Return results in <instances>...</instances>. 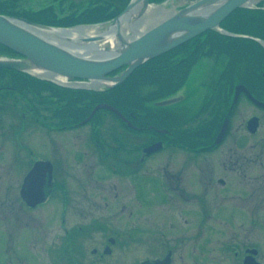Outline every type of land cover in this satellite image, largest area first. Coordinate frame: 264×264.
I'll return each mask as SVG.
<instances>
[{"label": "flooded vegetation", "instance_id": "flooded-vegetation-1", "mask_svg": "<svg viewBox=\"0 0 264 264\" xmlns=\"http://www.w3.org/2000/svg\"><path fill=\"white\" fill-rule=\"evenodd\" d=\"M221 26L229 29L228 17ZM252 33L235 32L239 35H232L205 31L138 66L120 85L108 90L47 87L28 96L19 87L2 85L3 92L11 91L18 101L14 102L16 108L12 106L17 117L7 123L5 108L10 104L1 101L5 95L3 92L0 94V135L4 137L0 162L11 156L8 162L12 160L15 170L20 171L19 195L24 208L34 210L51 201L58 203L62 230L70 232L65 226L67 221L89 220L88 224L92 225L101 218L111 220V213L116 216L119 210L128 211L129 201L136 199L139 203V197H144L141 207L146 209L147 193L135 181L137 176H142L147 185L155 186L150 191L151 200L156 198L158 204L168 205L167 209L164 206L163 211L146 216L151 224L148 234L163 237L167 234L188 235L193 239L204 231L212 230L210 224L203 226V222L210 219L220 220L226 225L227 233L240 236V220L246 214L251 215L253 203L260 204L264 199V170L261 169L264 165L261 161L259 163L264 150L256 144L264 140L253 139L264 129V107L253 102L247 94L264 101L260 85V79L264 81V68L258 70V78L251 74L249 78L253 82L247 84L242 70L224 67L226 59L231 57L229 45L234 39H250L253 42L250 46L258 55L262 54L254 42L264 49V44L257 38L264 39ZM244 53L241 51V55ZM261 56L264 60V54ZM188 88L196 92L185 95ZM98 104L109 107L94 110ZM225 120L226 129L218 137ZM38 130L45 139L37 140ZM7 140L9 145L5 144ZM57 144L66 149L64 165H56L55 156L38 158V153L32 148L41 147L50 155L52 147ZM73 145L75 147L70 148ZM249 145L254 147L253 157L242 153ZM220 152V165L212 164L213 159L208 157ZM38 160L52 163L53 177L51 185L46 187V200L30 206L21 196V187L27 172ZM250 161L258 165L257 170L246 164ZM70 184L76 188H70ZM220 189L226 203L216 212L213 208L208 211L206 202L214 203L215 196H220L217 195ZM2 199L0 197V205L4 204ZM246 206L250 209L247 210ZM4 215L0 207V227H3ZM163 215H168L167 220L161 217ZM65 216L70 218L66 220ZM170 216L174 218L175 225L169 220ZM82 225L74 227L80 231ZM107 238L109 244L102 246L99 262L112 252L113 240ZM196 242L189 246L192 260L198 255ZM193 244L196 246L192 247ZM253 247L258 248L253 256L259 264H264L261 250L256 245L235 248L233 255L239 257L242 253L244 259L249 248ZM175 249L169 246L162 256L143 260L161 259L168 254L172 264ZM90 251L98 253L97 247ZM81 252L80 256L84 255Z\"/></svg>", "mask_w": 264, "mask_h": 264}, {"label": "rangeland", "instance_id": "rangeland-1", "mask_svg": "<svg viewBox=\"0 0 264 264\" xmlns=\"http://www.w3.org/2000/svg\"><path fill=\"white\" fill-rule=\"evenodd\" d=\"M191 1L193 0H167L161 4H152L155 7L152 11L158 9L154 13H146V16L141 18L143 20L139 24V31H143L156 24L168 14L170 15L174 11L183 8ZM258 1L259 0H257V2ZM51 3L52 0H19V8L22 10L30 9L34 11L50 5ZM256 3H252V5H255ZM55 4L57 6V3ZM57 13L60 16L61 12L59 9L57 10ZM63 13L66 12L63 11ZM110 23L111 20L97 25L105 26ZM123 35L130 37L133 36L134 33L128 29L124 31ZM102 45L103 44H101V46ZM82 86L93 87L88 83H84ZM96 88H99V86ZM139 89L142 90L141 87ZM195 92L194 89L188 88L187 91H185V95L194 94ZM198 93L199 92H197V94ZM3 99L4 100L1 101L9 103L10 107L13 106L16 108L14 102L18 101L17 98L7 94ZM204 110L205 109L202 111ZM5 117L6 122L8 123L13 117H17V114H6ZM39 132L40 130L37 131V140L45 139V135ZM262 132H264V129ZM262 132H260V134L258 133L256 138L253 139L264 140V137L261 136L263 135ZM30 136L31 135L29 134V137L27 138L29 139ZM23 138L25 139L24 134ZM70 139L73 138L71 137ZM253 139L250 141L252 142ZM3 140L4 137L0 135V147ZM258 142L259 143L256 144H260V150H264V141ZM5 144L9 145L10 142L7 140ZM55 146V148L54 146L52 147L50 155H48L46 150L41 149V147L37 149V147L32 146V148L38 153V158L45 159L50 156L52 158L55 156L54 160L57 161V164H55L64 165L66 149L65 147L62 148L60 144ZM73 147L75 146L73 145L70 148ZM248 148L243 149L242 153H245L246 157H253L254 147L249 145ZM54 150L55 153L52 154ZM6 158L10 160L11 156H7ZM208 158L213 159L212 164L220 165L222 158L221 152L220 154H215ZM7 159L3 163L0 162V197L1 199L4 197V199H2L4 204L0 205V207L5 213L3 221L1 222V224L4 223L3 227H0V264H131L134 262L137 263L147 257L156 258L162 256L164 251H166L165 249L169 246L176 248L174 250L175 260H173L172 264H183L184 262V264H194L196 262H198V264H241L243 259L241 255L242 253L239 254V257L233 255L235 248L243 249L245 246H255V244L260 248L264 262V199H261L260 204L253 203L254 205L252 206L254 207L251 206V209H256V213H254V209L250 210L251 215L249 216L246 214L244 215V219L240 220L242 221L243 228V231L241 228L242 232H239L241 233L240 236L234 237L227 233L226 225L220 220L215 221L209 219L207 222H203V226L210 224L212 230L209 232L204 231L202 235L199 234L196 238L192 239L188 235L173 236V234H167L163 237L160 234H148V228L151 224L150 222H147L149 218L146 216L151 213H159L160 211H163L164 206L165 209H167L168 205L164 204L162 206L161 204H158L156 198L151 200L149 196L150 191L154 189L155 186L153 187L150 183L147 185L148 182L144 181L142 176H137L135 181L138 184L140 183L143 191L145 190L147 193L148 204L146 203V206L148 207L146 209L141 207V203L144 202V197H139V203L136 199H134L133 202H131V200L129 201L127 207L128 211L125 210L126 212H122L118 209L119 211L116 216L114 213H111V220L106 219L107 217H105V220L101 218L100 221L95 222L92 225L88 224L89 220L79 221L74 219L67 221V225L65 224V226L70 232H66L65 230H62L63 226L59 219L60 207L58 203L51 201L34 210L24 208V203H21L23 201H21L22 199L19 195L22 175L20 171L17 172L15 170L12 160L8 162ZM203 161L206 162L205 157ZM260 161L264 165V151H262V155L259 157V163ZM72 163L74 167L77 166L73 161ZM150 163L156 164V162ZM246 164L252 169L257 170L258 168V165L255 162L250 161ZM261 169L264 170L263 168ZM142 173L145 174L146 171H142ZM142 173L140 174L143 175ZM85 180L87 181V178H85ZM148 181L153 182L154 180L148 179ZM86 185V183L83 184L84 187ZM69 187L75 189L76 185L70 184ZM262 191H264V186L262 187ZM219 194V198L218 196H215L214 203L209 201L206 202V209L208 211L213 208L214 212H216V209L222 205L224 206L226 203V201L222 199L223 192L221 189L218 190L217 195ZM75 201H78V198H75ZM256 205L260 206L255 208ZM246 208L247 210L250 209L249 206H246ZM129 212L131 213L130 216L126 217L125 215ZM120 213H123V215H119ZM161 217L167 220L168 215H163ZM65 218L67 220L70 217L65 216ZM205 219L207 220L208 218ZM169 220H172L175 225V220L172 216L169 217ZM237 223L238 221H235V224ZM78 224H84L80 231L74 227ZM165 228H168V225L167 227L165 226ZM222 229L225 231H222ZM106 236L113 240V244H111V246H113L112 252L99 262L98 256L99 253L102 252V246H104L105 243L109 244ZM195 240L197 241L198 255L192 260V257L189 256V251L191 252L189 246L193 241L195 242ZM150 245H153V247ZM194 246L196 245L193 244L192 247ZM92 247H97L98 253H92L90 251ZM80 250L84 252V255L81 252L82 256H80ZM192 253L194 252L192 251ZM176 255H180L183 258L178 256L175 258Z\"/></svg>", "mask_w": 264, "mask_h": 264}, {"label": "water", "instance_id": "water-1", "mask_svg": "<svg viewBox=\"0 0 264 264\" xmlns=\"http://www.w3.org/2000/svg\"><path fill=\"white\" fill-rule=\"evenodd\" d=\"M248 1L196 0L149 28L139 31V18L143 16L149 3L148 0H130L111 23L120 26V20L141 3L138 12L133 16L135 27L130 28L134 35L127 37L118 30L116 46L107 41L104 35L70 36L62 32L57 34L58 39L55 40L53 37H46L40 32L41 29L69 28L49 26L23 17L0 13V44L20 55V57L0 55V68L28 72L58 83L59 80L55 79L57 76L81 78L91 85L98 84L111 88L121 83L146 59L157 56L207 29L219 28L220 22L229 13ZM212 5L215 7L212 8ZM208 8L211 10H207ZM223 32L229 33L225 30ZM124 65L126 68L120 74L109 75ZM40 73H47L48 77ZM247 94L256 104L264 106V102L256 100L248 92ZM104 106L107 104H98L94 110ZM225 127L226 120L222 131ZM51 182V163L38 160L24 178L21 196L30 206L43 202L47 196L46 187L50 186ZM139 264L167 263L158 260ZM243 264L253 262L251 259H245Z\"/></svg>", "mask_w": 264, "mask_h": 264}, {"label": "trees", "instance_id": "trees-1", "mask_svg": "<svg viewBox=\"0 0 264 264\" xmlns=\"http://www.w3.org/2000/svg\"><path fill=\"white\" fill-rule=\"evenodd\" d=\"M149 1L160 2L162 0ZM128 2L129 0H52L50 5L32 11L30 9H20L19 0H0V13L22 16L46 25L70 26L77 23H94L111 19L119 14ZM55 3H57V6ZM261 4H264V0ZM58 9L61 12L60 16L57 13ZM63 11L66 13H63ZM228 23L230 25L228 26L230 31L247 34H254L252 32H255L264 39V9L238 8L228 16ZM250 43L253 42L248 38L234 39L229 45L231 57L227 58L228 62L226 59L227 65L224 67V69L232 68L234 70H242L243 76L248 80L247 84L253 82L249 78L251 74L258 78V70L260 71V69L264 68V60L262 59L263 56H261L264 54V49L258 43L254 42L262 51V54L258 55L257 51L250 46ZM241 51L245 53L241 55ZM0 53L5 55L17 54L1 44ZM232 62L234 64L233 66L231 65ZM2 85L5 87L7 85L19 87L28 96L33 92L40 93L47 87L64 89V87L52 82L6 68H0V86ZM260 85L264 92V81L261 79ZM2 94L5 96L10 94L12 96L11 91L8 90H5ZM87 98L93 102L92 97L87 95ZM11 113H15V110L12 107H6L5 114Z\"/></svg>", "mask_w": 264, "mask_h": 264}, {"label": "bare ground", "instance_id": "bare-ground-1", "mask_svg": "<svg viewBox=\"0 0 264 264\" xmlns=\"http://www.w3.org/2000/svg\"><path fill=\"white\" fill-rule=\"evenodd\" d=\"M194 2V1H192ZM141 6V3H138L137 6L128 14L123 17V19L120 20V26H116L115 24H107V25H91V26H77L72 27L65 30H52V29H45L42 28L40 32H42L46 37H50L52 39H58L57 34L64 33L68 34L70 36H76V34L81 35H104L106 36V40L109 41L111 44H114L116 46L117 44V31L119 30L120 33H124V31L135 27L136 22L133 21V16L136 15L139 8ZM212 8L215 7V5L211 6ZM152 7H150L151 9ZM207 10H211V8H208ZM206 12L205 10H203ZM2 14V13H1ZM215 32L220 33L219 30H223V28H214ZM56 31V32H55ZM222 32V31H221ZM94 33V34H92ZM42 75L47 76V73H40ZM59 77H57L58 79Z\"/></svg>", "mask_w": 264, "mask_h": 264}]
</instances>
